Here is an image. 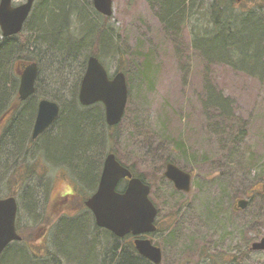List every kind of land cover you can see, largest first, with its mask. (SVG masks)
Wrapping results in <instances>:
<instances>
[{
  "label": "rangeland",
  "instance_id": "rangeland-1",
  "mask_svg": "<svg viewBox=\"0 0 264 264\" xmlns=\"http://www.w3.org/2000/svg\"><path fill=\"white\" fill-rule=\"evenodd\" d=\"M13 2L19 4L24 0ZM87 2L89 0H68L67 16L59 22L60 32H55L58 34L55 41L65 44L67 38L73 48L65 44L59 50L33 41L26 48L43 67L40 76L43 83L49 79L55 82L52 78L64 71L66 82L60 79L62 83L57 84L61 94L67 96L65 111L35 142H25L22 147L19 138H12L0 156V197L8 196L13 189L7 172L18 155L19 158L25 156L26 164H36L26 191L17 190L18 206L22 205L18 213L26 232L51 220L45 234L32 243L33 251L41 254L47 264H106L105 256L111 254L114 247L118 251L117 262L120 244L128 242L127 238V241L117 242L103 230L92 231L95 221L88 209L82 212L74 207L62 209L63 202L60 203L66 195L67 201L72 200L70 194L74 192L87 199L98 186L92 171L87 169L80 177L77 168L55 161L62 157L60 148H64L62 145L76 130L74 116L80 108L68 113L72 105L69 88L79 77L83 52L94 42L95 27L90 22L92 14L85 10ZM168 3L174 0H113L110 30L105 35L100 60L111 75L118 70L128 72L133 79L131 89L134 88L128 100L127 115L110 129L116 138L96 151L90 144L87 156L99 154L104 163L106 152L114 148L121 163L134 166L136 173L145 174L152 182L151 199L159 210V230L147 236L161 247V264H206L211 261L210 257L216 264H235V258L241 255L243 264H264V251L252 250L245 242L263 236L264 224L252 232L246 231L244 219H239L233 209L236 196L256 178L264 177V32L259 36L251 29L255 18L263 17L264 0H244L224 12L235 23V36L239 35L236 44L248 46L234 47L235 58L239 57L237 62L239 60L241 66L258 68V72L253 73L238 66L239 63L234 68L220 61L217 58L220 50L205 52L194 44L196 30L208 35L214 33L209 0H204L202 8H198L199 2L193 9L187 7V23L181 22L182 27L173 31L166 28L165 21L168 22L177 9L182 10L185 0H180L171 10H167ZM37 14L36 11L26 26L27 33L28 29L35 30L34 37L40 35L36 31ZM44 19L48 20L47 16L44 15ZM86 22V29H93L90 34L84 29ZM213 41L198 38V42L208 44L209 48ZM73 49L76 54L72 53ZM138 64H143L137 69L139 78L135 75ZM50 74H54L52 78ZM142 77L146 78L143 82ZM223 97L231 99L235 120L223 114L221 104L218 107L216 100H210ZM207 100L211 101L210 108L205 105ZM35 104L33 99L28 107ZM91 109L94 114H101L98 104ZM29 113V110L25 112ZM66 115L68 118L63 120ZM166 126L170 130L165 131ZM240 130H243L241 138ZM8 132L7 125L0 126V137ZM164 137H170L171 141ZM46 138L51 140L49 146ZM177 142L186 154L174 150ZM50 147L51 158L45 150ZM9 152L12 153L10 158L7 157ZM95 158L97 162L98 157ZM171 158L175 164L192 172L189 193L178 192L165 177L167 160ZM97 170L94 167V171ZM48 252L53 256H48Z\"/></svg>",
  "mask_w": 264,
  "mask_h": 264
},
{
  "label": "trees",
  "instance_id": "trees-1",
  "mask_svg": "<svg viewBox=\"0 0 264 264\" xmlns=\"http://www.w3.org/2000/svg\"><path fill=\"white\" fill-rule=\"evenodd\" d=\"M63 2H59V0H42V3L38 5L36 8L37 11V21H38V27L36 28V31L39 32V37H34V29L29 30L28 33L26 32V26L31 23L32 19L28 21L25 25V28L22 32H20L17 35L11 36V37H2L1 30H0V126L7 125L9 132L8 134H3L0 137V156L3 154V151H6L8 146L11 143L12 138H19L21 141H25L26 143L30 144V142H35V140L32 139V129L33 125L35 123V119L37 116V110H38V102L42 98H47L53 101H56L60 105V114L65 111V103L67 100L65 98L67 96L61 94V90L58 86V84L62 81L66 82L65 73L63 70L58 72V76L56 75L55 78H52L54 74H50V77L52 79H55V82H52L51 79H49L46 83L42 82L41 71H43V67L41 63L37 62V59L32 57V53L26 52V48L28 47V44L30 41L32 42H40L44 45H49L52 48L59 49L65 45L67 48L71 47L73 44H70L69 41L65 40V44L61 41H55V37L58 35L55 32H60L59 22L62 20L61 18H66L67 12L65 11V6L67 4L68 0H62ZM71 1V0H70ZM154 1V0H150ZM210 5L209 9L211 12V17L213 19L212 24V30L213 34H204L201 33L200 29L196 30L195 32V40L194 44L200 49H204L208 52V50H212L213 52H219V55H217L218 59L224 63H227L235 68V65H240L239 57L236 59L235 56H237L234 47H239L241 49V46H244L241 44H236V39H238V36H235V23L229 20V16L225 14L224 12L227 10V8H232L235 5V2L233 0H209ZM180 0H174V3L167 4V10H171L172 7H174L176 4H178ZM188 2V3H187ZM199 2V3H198ZM204 0H185V5L183 6L182 10H176L173 12V15L171 18H169V21H165V25L167 29H170V31L178 30V28L185 25L187 22V15L186 12L187 7L190 9H193L194 6L198 3L199 7H203ZM85 10L89 11L93 17V21L90 20L91 24H94V42L91 43L89 47H87V52L84 53L83 62L81 65V70L79 71V77L75 79V82L70 85L69 88V96L72 97L71 104L68 113H72L73 111L76 112V107H79V111H77L75 114H70V116L75 115V126L76 130L73 133V136L71 139L67 141L66 144L62 145L64 148H60V154L62 156H69L77 161V163L81 165H77L75 168H77L76 172L81 177L83 173L86 172V170H90V172H93L94 175V183H98L100 179V175L102 172V165L103 161L101 162V159L99 157V154L96 156L94 154L87 156L89 153L86 151L89 148V145L92 144L95 146L93 148L94 151H96L97 148H105V145L108 144V141L111 139H115L116 136L111 133L112 127L109 126L106 122L105 118V111L104 106L102 103H97L100 106L101 114H94L93 110L91 109L94 105L90 106H84L80 103L78 94L80 89V82L84 75V72L86 70L87 60L91 55H96L101 59V53L103 49V43L107 39L105 36L107 31L110 30V17L104 16L101 13H99L93 6V0H89V2L86 3ZM57 11V13H56ZM60 11V13H58ZM58 14V15H55ZM80 16L82 15L79 12ZM44 15L47 16V19H44ZM263 17H257L255 18L254 24L252 25V28L254 32H258V35L261 36V34L264 32V14H262ZM60 17V18H59ZM93 22V23H92ZM164 22V21H163ZM84 25H82L83 27ZM88 26V22L85 24L86 29ZM88 30V29H86ZM85 30V31H86ZM92 27H90V30H88V33L90 34L92 32ZM37 33V32H36ZM42 34V35H41ZM252 35V34H251ZM250 35V36H251ZM204 38V40L211 39L213 41V44L209 48V45L204 42H198V38ZM42 39V41H40ZM44 39V40H43ZM250 43V39L248 40ZM221 46V47H220ZM48 47V46H47ZM248 47V46H244ZM220 48V49H218ZM85 49V47H84ZM222 50V51H221ZM247 50V49H246ZM251 50L248 49L247 52ZM84 51V50H83ZM205 51V52H206ZM223 52V53H221ZM72 53H77L74 49ZM69 54V53H67ZM205 54V53H204ZM32 55V56H30ZM206 55V54H205ZM215 57V55H213ZM147 60V59H146ZM28 62H37L39 67V76L36 82V90L35 93L28 98L26 101H21L18 96V88L20 84V72L22 69V65ZM138 66V67H137ZM136 66V73L135 75L137 78H139V74L137 72V69L143 67V64H138ZM42 67V68H41ZM245 67V66H241ZM251 73L258 72L257 69H253L252 67L246 66ZM127 75V83L129 87V97L131 96L132 90L131 84H132V76H128V72H126ZM146 80V78L142 77V81ZM131 82V84H130ZM58 83V84H57ZM33 99L36 100L35 106H29L28 103L32 101ZM210 100H216L217 106L219 107L221 104L222 112L223 114H229V118H233L235 120L234 114L235 111L233 108L230 107L231 99L228 97H223L221 99H214L211 98ZM207 100L205 102V105H207L209 108L211 107V101ZM26 102V106L24 103ZM22 104V107H21ZM35 107V108H34ZM207 108V107H206ZM67 109V108H66ZM28 110L30 111L29 114ZM127 113V112H126ZM127 115V114H126ZM125 115V116H126ZM58 116V117H59ZM67 115L63 118V120H66ZM58 119V118H57ZM56 119V120H57ZM78 121V122H77ZM56 122V121H55ZM54 122V123H55ZM240 126V125H237ZM64 127V122L63 126ZM51 128V127H50ZM170 130V127L166 126L165 131ZM47 131V130H46ZM45 131V132H46ZM242 131L240 130L239 138H241ZM44 132V133H45ZM98 132V133H97ZM98 134V138H97ZM31 137V138H30ZM169 142L171 141L170 137H164ZM29 139V141H28ZM237 139V136L236 138ZM24 142V143H25ZM53 144V142H52ZM51 146V145H50ZM109 146V145H108ZM51 149V147H50ZM55 149V148H54ZM52 150V149H51ZM56 150V149H55ZM174 150L181 151L184 154H186V150L181 147V143L177 142L176 147ZM109 151L115 152L114 148H111ZM103 153V152H102ZM107 153V152H106ZM20 155L17 156L16 160L14 161V165L9 168L8 172L10 175L9 183L10 186H13V189L10 193H8V196H15L17 198V190L22 188L21 191H26V187L29 183V178L35 173L36 164H26L27 159L25 156L19 158ZM98 157V160L96 162V158ZM234 159V155H233ZM170 160L167 161H172ZM175 160V159H174ZM174 162V161H172ZM94 167L98 168L96 172H98V175L96 176V172L94 171ZM131 170L139 176L142 180L152 185V182L147 178V176L143 173H136L134 166L130 167ZM7 173L5 176H7ZM93 183V184H94ZM90 184V183H89ZM123 183L119 185V188H123ZM17 188V189H14ZM70 195L73 196L72 200L67 201V195L64 196L60 203L63 202L62 209L65 208H76L78 212H82L87 209L85 205L86 197L81 196V194L78 193H71ZM20 203V202H19ZM22 207L21 204H19V209ZM91 213V212H90ZM89 213V214H90ZM92 217V213H91ZM21 215L18 213L17 217V230L19 234L22 236L21 241H15L12 242L8 247L4 250L2 255L0 256V264H47V261H45L43 256L39 253H36L32 249V243L37 241L38 237L42 234H45L46 228L52 223L51 220L44 221L42 225L38 229V232L35 233L34 228H32L29 231H25V227L22 226L20 222ZM44 218V217H43ZM45 219V218H44ZM43 219V220H44ZM93 220V217H92ZM94 222V221H93ZM96 228H98L95 225ZM96 231L94 226L93 230ZM30 232V234H28ZM38 233V234H37ZM112 237V236H111ZM113 238L116 241H119L120 238L113 235ZM128 245V248H130V245ZM132 245V244H131ZM117 247H114L112 254V260L110 264H152L149 262L146 258L136 260L134 258H131L130 256H127L125 258H120L119 255V262L115 261L116 257H118L117 254ZM48 256H53L52 253L48 252ZM121 254V253H120ZM108 255H110L108 253ZM210 257V264H216L215 259ZM244 256H238L235 258V264H243ZM104 262V261H103ZM106 264H108V261H105ZM105 264V263H104Z\"/></svg>",
  "mask_w": 264,
  "mask_h": 264
},
{
  "label": "water",
  "instance_id": "water-1",
  "mask_svg": "<svg viewBox=\"0 0 264 264\" xmlns=\"http://www.w3.org/2000/svg\"><path fill=\"white\" fill-rule=\"evenodd\" d=\"M36 0H26L13 5V0H0V29L2 37L19 34L28 19ZM95 9L104 16L113 15V0H93ZM38 77L37 62L24 64L20 72L19 98L24 101L35 92ZM79 101L85 106L102 102L105 106L106 121L110 126L121 122L127 101L128 85L123 71L109 76L105 65L96 55L87 61L86 71L81 80ZM60 113L57 102L44 98L38 104L32 138L36 139L46 131ZM179 190L189 192L192 174L173 162L166 164L164 172ZM128 179L124 190L119 191L121 180ZM151 187L141 178L134 177L132 171L123 165L114 153H109L104 161L102 174L96 192L85 204L95 217L96 224L111 231L117 237L132 233L135 236L156 231L158 208L150 198ZM240 203L246 205V200ZM18 203L15 196L0 198V256L14 241L22 239L17 231ZM139 253L155 264L162 261V250L149 238L135 239ZM253 250L264 251V237L252 245Z\"/></svg>",
  "mask_w": 264,
  "mask_h": 264
},
{
  "label": "flooded vegetation",
  "instance_id": "flooded-vegetation-1",
  "mask_svg": "<svg viewBox=\"0 0 264 264\" xmlns=\"http://www.w3.org/2000/svg\"><path fill=\"white\" fill-rule=\"evenodd\" d=\"M233 1L235 2V5L237 4L239 6L242 4V2L244 0H233ZM21 3H23V2H21ZM21 3H19V4H21ZM41 3H42V0H36L34 7H33V10H32V13H31L32 15L35 12V9L37 8V6ZM19 4H15L13 2V5H19ZM32 15H30L28 18H32ZM104 111H105V107H104ZM178 192H181V191H178ZM241 200H246L247 201L246 205H243V203H240ZM233 209L235 211V215H238L240 217L239 219H244L243 223L246 224V227H245L246 231L252 232V230L254 231L256 228L263 226V224H264V222H263V219H264V177L256 178L252 182V184L247 186V188L245 187V191H243L241 194L236 196ZM94 220H95V218H94ZM95 225L97 226V224L94 223L95 230L96 229L97 230H103L106 233H108L110 236H113V235L116 236L115 234H113L111 231H109L107 229L101 228L99 226H97L98 228H96ZM156 225H157V230H156V232H157L159 230V226H158L157 221H156ZM262 235L263 236H261L258 240H254L252 242L245 240L247 246H250V248L252 249L253 243L260 241L264 237V234H262ZM143 237L146 238V236L138 237V236H134L131 233L125 235L122 238L118 237V238H120L119 239L120 242H122V239H124L125 241L128 240V242L125 243V245L120 244V253H121L120 258H122V257L125 258L127 256H130L131 258H134L136 260L144 259L145 257L139 253V251L136 248V245L134 243L135 239L143 238ZM126 238H127V240H126ZM119 241H117V242H119ZM127 244L130 245L129 249H127L128 248ZM158 247H160V246H158ZM162 254H163V251H162ZM111 260H112V255L107 254L105 256V261H108V264H110ZM147 260L149 262H151L149 259H147ZM151 263L154 264L153 262H151ZM206 264H210V263H206Z\"/></svg>",
  "mask_w": 264,
  "mask_h": 264
},
{
  "label": "bare ground",
  "instance_id": "bare-ground-1",
  "mask_svg": "<svg viewBox=\"0 0 264 264\" xmlns=\"http://www.w3.org/2000/svg\"><path fill=\"white\" fill-rule=\"evenodd\" d=\"M24 1H26V0H24ZM36 2V1H35ZM35 2H34V4H35ZM34 4H33V7H34ZM93 6H94V4H93ZM33 7H32V10H33ZM38 7V6H37ZM32 10H31V13H32ZM35 12H36V9H35ZM35 12H34V14H35ZM30 13V15H32ZM81 14H82V11L80 12ZM33 14V15H34ZM29 15V16H30ZM32 15V16H33ZM31 19H33V18H28L27 20H26V22H25V24H24V26H23V29H22V31L24 30V28H25V25H26V23L28 22V21H30ZM21 31V32H22ZM1 34H2V32H1ZM18 90H19V88H18ZM34 94V93H33ZM32 94V95H33ZM31 95V96H32ZM18 96H19V93H18ZM31 96H29L28 98H30ZM47 139V141H48V143H47V146H49V142L51 143V140H49V138H46ZM24 142L25 141H21V143H22V147L24 146ZM46 150V152H47V157H49V158H51L49 155H51L52 157H53V155H52V150L51 149H45ZM108 154L109 153H114L115 155H116V153L115 152H113V151H109V152H107ZM9 156V158H10V156H12V153L11 152H9V154H7V157ZM117 157V156H116ZM55 161H61V162H63L64 164H66V165H71L72 167H76L77 165L75 164V162L77 163V161L75 160V159H73V158H71V157H69V156H62L60 159H56ZM79 164V163H78ZM79 165H81V164H79ZM78 165V166H79ZM34 207H36L37 206V201L35 202V204L33 205Z\"/></svg>",
  "mask_w": 264,
  "mask_h": 264
}]
</instances>
